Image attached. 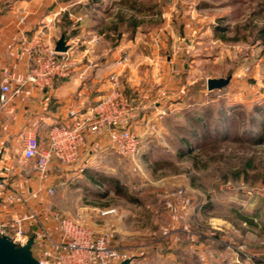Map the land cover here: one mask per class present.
<instances>
[{
  "label": "rangeland",
  "instance_id": "374dc122",
  "mask_svg": "<svg viewBox=\"0 0 264 264\" xmlns=\"http://www.w3.org/2000/svg\"><path fill=\"white\" fill-rule=\"evenodd\" d=\"M65 1L100 25L130 19L144 35L179 34L196 90L207 77L232 75L222 89L195 92L189 105L160 115L145 148L98 176L90 198L122 220L116 232H101L112 233L109 244L130 264H264V0ZM53 211L58 224L56 215L67 217ZM45 220L31 219L49 241Z\"/></svg>",
  "mask_w": 264,
  "mask_h": 264
},
{
  "label": "crops",
  "instance_id": "0c3cea01",
  "mask_svg": "<svg viewBox=\"0 0 264 264\" xmlns=\"http://www.w3.org/2000/svg\"><path fill=\"white\" fill-rule=\"evenodd\" d=\"M68 6L65 0H0V79L7 71L11 91L0 109V225L6 224V234L18 235L15 216L38 213L45 218L49 241L38 233L32 218L23 222L24 236L19 235L26 242L33 238L31 252L38 261L62 250L57 246L61 227L52 219V208L54 213L78 219L94 233L120 229L117 213H103L112 208L102 206L89 193L100 187L99 175L121 169L126 157L112 149L105 132H90L74 161L52 159L41 174L35 159H24V131H34L46 147L51 126L69 123L72 112L79 116L88 111L109 92L111 73L121 70L125 95L138 105L128 127L141 136L145 148L160 115L189 105L195 92H211L207 85L196 90L195 81L190 80L193 59L188 57V47L176 44L179 34L144 35L130 19L100 25L94 12L77 16ZM166 25L160 29L168 32L170 25ZM62 35L75 62L69 74L56 78L50 88L27 81L34 67L33 51L55 47ZM124 56L128 60L122 62ZM50 188L56 194L63 191L59 201H51Z\"/></svg>",
  "mask_w": 264,
  "mask_h": 264
},
{
  "label": "built area",
  "instance_id": "2783aa9c",
  "mask_svg": "<svg viewBox=\"0 0 264 264\" xmlns=\"http://www.w3.org/2000/svg\"><path fill=\"white\" fill-rule=\"evenodd\" d=\"M34 59V67L30 70L27 81L43 88H50L56 78L69 74L75 63L68 52H59L55 47L36 49L31 55ZM128 60L124 56L122 62ZM120 71L109 76V92L99 102L89 107L88 111L75 116L69 123H58L51 126L48 131V144L42 147L37 135L32 130L22 133L23 156L25 160L35 159V167L41 174L48 170L52 159L61 162H72L77 158L81 143L86 134L92 132H105L111 147L123 157H132L138 153L141 146V136L133 132L129 127V121L137 111L135 100L125 95ZM8 72L5 71L0 79V109L5 106L11 96L10 86L7 82ZM54 193V189H49ZM183 197L182 190L174 193ZM189 199H184L188 204ZM112 209L105 210L109 213ZM35 213L15 216L16 233L24 236L23 222L28 218H34ZM61 231L62 240L57 244L62 250L53 258L39 261L41 264H120L129 259L126 251L109 244L112 233H94L93 230L68 217L56 215ZM6 224L0 225V231L6 232ZM6 234V233H5Z\"/></svg>",
  "mask_w": 264,
  "mask_h": 264
},
{
  "label": "water",
  "instance_id": "95a60500",
  "mask_svg": "<svg viewBox=\"0 0 264 264\" xmlns=\"http://www.w3.org/2000/svg\"><path fill=\"white\" fill-rule=\"evenodd\" d=\"M59 52H66L69 45L62 35L55 44ZM231 74L226 77H209L206 80L208 90L222 89L231 80ZM33 238H29L24 244L15 241L10 235L0 231V264H41L32 254L31 245ZM131 258L123 260L120 264H130Z\"/></svg>",
  "mask_w": 264,
  "mask_h": 264
},
{
  "label": "trees",
  "instance_id": "16d2710c",
  "mask_svg": "<svg viewBox=\"0 0 264 264\" xmlns=\"http://www.w3.org/2000/svg\"><path fill=\"white\" fill-rule=\"evenodd\" d=\"M31 237H33V236H31Z\"/></svg>",
  "mask_w": 264,
  "mask_h": 264
}]
</instances>
